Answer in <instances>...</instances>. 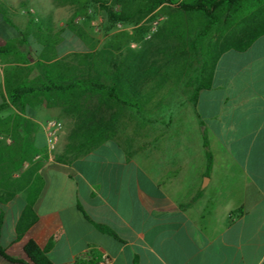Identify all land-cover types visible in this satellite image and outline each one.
<instances>
[{"label": "crops", "instance_id": "0c3cea01", "mask_svg": "<svg viewBox=\"0 0 264 264\" xmlns=\"http://www.w3.org/2000/svg\"><path fill=\"white\" fill-rule=\"evenodd\" d=\"M44 1L52 11L42 39L30 32L23 40L17 22L0 13V43L13 44L0 56L1 88L8 66L20 67L31 83L43 62L53 80L113 84L127 103L106 92L53 91L25 104L38 125L35 146L46 147L42 115L62 127L30 185L0 183V194L13 192L0 202V264H31L23 249L28 239L51 264L93 255L99 264H264V0H238L221 12V24L201 45L203 55L215 52L210 62L191 45L207 17L173 5L163 19L176 20V76L166 74L171 60L164 55L153 75H117L92 58L85 36L67 28L53 1ZM251 34L257 36L245 44ZM153 62L125 66L145 70Z\"/></svg>", "mask_w": 264, "mask_h": 264}, {"label": "trees", "instance_id": "16d2710c", "mask_svg": "<svg viewBox=\"0 0 264 264\" xmlns=\"http://www.w3.org/2000/svg\"><path fill=\"white\" fill-rule=\"evenodd\" d=\"M57 4H72L75 5L74 14L83 11L91 2L99 3L100 6L107 12L111 20H125L126 15L117 13L112 10V7L106 4L104 0H55ZM176 5L180 10L202 12L206 17V24L191 40L192 48L195 51H200L204 39L207 36L209 29L215 25H220V18L223 10H232L238 6V0H182L175 4L173 0H150L144 7L145 11H152L163 5ZM3 19L11 24V20L3 14V8L0 7ZM257 34L247 36L245 44L250 43ZM13 44L10 41L0 43V56L7 55L12 52ZM38 68L41 71V76L27 83L22 80L23 70L14 65L5 68L3 72V88L0 92L2 99L0 101V136L10 140L8 144L0 141V183L3 182L9 186L14 182L25 183L30 185L34 181V173L39 170L42 162L47 159L48 152L46 147H37L34 145V133L37 131V124L24 112V106L33 98L45 96L48 92L58 91L60 93H76V92H106L109 96L117 101L126 104L118 93V89L100 81L85 80L79 77L71 78L68 81L53 80L50 76L52 72L48 69L46 73L45 63H38ZM91 86V87H89ZM196 88L192 93L190 100L195 105L197 100ZM129 103V102H128ZM16 109L17 111H15ZM203 145L205 147L207 167L211 166L212 155L208 150L206 135L202 134ZM71 148L68 146L67 151ZM57 161L62 160V156H56ZM27 167L23 170V166ZM19 172L16 179L12 178V174ZM13 192L6 191L5 194H0V202L10 199ZM31 201H29L30 203ZM102 231L113 234V231L101 224H95ZM24 252L27 255L31 264H51L45 250L33 239H28L24 244ZM75 264H99L97 256L78 258ZM136 264V263H134Z\"/></svg>", "mask_w": 264, "mask_h": 264}, {"label": "rangeland", "instance_id": "374dc122", "mask_svg": "<svg viewBox=\"0 0 264 264\" xmlns=\"http://www.w3.org/2000/svg\"><path fill=\"white\" fill-rule=\"evenodd\" d=\"M52 1L60 18L65 21L67 28L71 32L82 33L85 36L88 47L93 50L92 58L102 60L113 66L111 69L117 75L124 73V70H127L129 74L130 70L133 69L139 71L143 69L145 74L153 75L154 71H158L155 62L163 55L171 60L167 65L166 74L169 76L177 75L176 57L171 52L177 34V29L174 28L176 20L170 18L165 22L166 20L163 19L165 13L172 10L173 5L165 4L147 12L144 7L150 0H104L108 6L112 7L114 12L126 15L125 20H111L107 12L96 2H91L87 8L75 15V5L57 4L55 0ZM0 7L3 8V14L6 17L17 22L19 36H22L23 40L29 37L28 33L30 32L33 33L35 39L45 38L46 15L52 11L46 1L0 0ZM16 17H22L27 23L22 22L20 18L17 20ZM23 25L25 26L22 29ZM23 40L21 43L26 42H23ZM73 43L75 42L67 43L66 48L73 47ZM26 45L27 48L30 47L28 43ZM202 50L203 48L201 49L200 46V54L203 55L204 51ZM214 54L215 52H208L207 55L203 56H206L204 58H207V61L210 62ZM150 60H154V62L150 64V67H146V71L141 67L125 66V62L130 64L131 61L140 63L141 61L148 62ZM130 94L128 97L129 102L135 104L134 96ZM42 118L45 122L51 118L57 119V117L51 115H42ZM7 139L0 136L1 142H6ZM43 143L44 139L39 135L38 144ZM55 150L56 147L50 153H54Z\"/></svg>", "mask_w": 264, "mask_h": 264}, {"label": "built area", "instance_id": "2783aa9c", "mask_svg": "<svg viewBox=\"0 0 264 264\" xmlns=\"http://www.w3.org/2000/svg\"><path fill=\"white\" fill-rule=\"evenodd\" d=\"M61 127V122L55 118L48 119L45 122L44 133L46 136V148L49 152L56 147ZM107 262V260H103L104 264H106Z\"/></svg>", "mask_w": 264, "mask_h": 264}]
</instances>
